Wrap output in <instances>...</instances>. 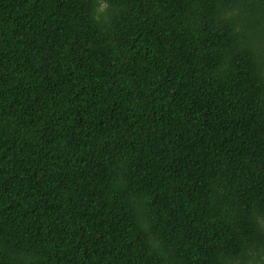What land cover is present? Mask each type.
I'll return each instance as SVG.
<instances>
[{"label":"trees","instance_id":"16d2710c","mask_svg":"<svg viewBox=\"0 0 264 264\" xmlns=\"http://www.w3.org/2000/svg\"><path fill=\"white\" fill-rule=\"evenodd\" d=\"M0 264H264V0H0Z\"/></svg>","mask_w":264,"mask_h":264}]
</instances>
